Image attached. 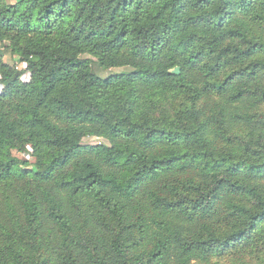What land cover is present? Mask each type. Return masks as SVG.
Instances as JSON below:
<instances>
[{
	"label": "trees",
	"instance_id": "1",
	"mask_svg": "<svg viewBox=\"0 0 264 264\" xmlns=\"http://www.w3.org/2000/svg\"><path fill=\"white\" fill-rule=\"evenodd\" d=\"M15 1L0 264L264 263V0Z\"/></svg>",
	"mask_w": 264,
	"mask_h": 264
},
{
	"label": "rangeland",
	"instance_id": "2",
	"mask_svg": "<svg viewBox=\"0 0 264 264\" xmlns=\"http://www.w3.org/2000/svg\"><path fill=\"white\" fill-rule=\"evenodd\" d=\"M8 3H15V0H7ZM0 53L2 56V60L4 63L8 64L9 66H15L17 67L19 70H24L25 66L18 63V59L15 57H12L9 53V51L4 49V46L2 44H0ZM95 72L101 77V78H106L109 75H115V74H120L123 72H126V69H111L108 71H101L98 70L97 68H94ZM30 79V75L29 74H24L21 77V81L24 83H27ZM3 91V87L0 86V93ZM103 143L102 140H98V139H94V138H86L83 140V144L84 145H97ZM28 152H30V150H28ZM14 156H16L19 159H25L28 161H32V159L26 154V155H21V154H16L14 153ZM264 259V257H263ZM240 261L242 264H264L261 263L260 259L257 258H245V259H238V256L235 253L229 254L227 256L221 257V258H215L211 261L210 264H238L236 262Z\"/></svg>",
	"mask_w": 264,
	"mask_h": 264
}]
</instances>
